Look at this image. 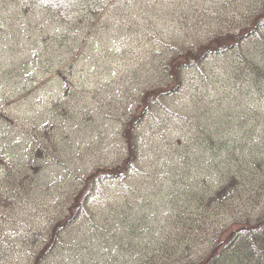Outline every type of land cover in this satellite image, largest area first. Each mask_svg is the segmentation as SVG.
Returning <instances> with one entry per match:
<instances>
[{"label":"rangeland","instance_id":"obj_1","mask_svg":"<svg viewBox=\"0 0 264 264\" xmlns=\"http://www.w3.org/2000/svg\"><path fill=\"white\" fill-rule=\"evenodd\" d=\"M262 1L0 0V264H151L154 250L188 244L201 257L234 214L194 199L215 192L224 176L212 169L228 155L262 153L259 178L248 179L254 220L264 208V87L245 78L241 99H229L224 78L246 69L232 54L188 68L181 90L169 64L208 41L218 13L245 24ZM168 85L170 95L144 101ZM128 127L135 163L109 177L127 160ZM218 129L221 161L203 142L202 130ZM94 175L85 216L49 233Z\"/></svg>","mask_w":264,"mask_h":264},{"label":"trees","instance_id":"obj_2","mask_svg":"<svg viewBox=\"0 0 264 264\" xmlns=\"http://www.w3.org/2000/svg\"><path fill=\"white\" fill-rule=\"evenodd\" d=\"M249 10L253 14L247 23L241 25H235V21L231 20L227 13H218L219 15H216V17L221 19V24L214 26L213 29L208 31V41L203 43L198 42L194 45L191 44L192 46L184 54L172 58L169 64V66L173 65L171 76L174 78V71L178 69L175 81L178 83L177 87L180 88L179 90L182 89L183 82H185L186 78H184V74L188 68L194 65H201L209 58L221 54H223V57H226L227 54H232L236 59L235 62L242 61V66L246 68L239 69L240 72H236L230 82L224 78L225 83L229 87L232 85V82L236 86V90L233 92H230L231 90L228 86L226 87L231 101L241 99L243 95L241 93L245 92V90L240 89L237 85L243 83L245 78L250 77L252 84L258 83L260 88L264 87V34H262L264 33V0ZM247 14L250 15L249 12ZM259 51H263V53L258 56L260 54ZM249 55L250 58H248ZM244 58L246 59L244 60ZM253 60L258 62H254ZM180 70L183 72V77ZM168 86L147 92L145 94L147 97L144 96V101L146 103L151 101L157 102L159 98L170 95L172 90L169 89L172 85ZM146 113L144 112L143 114L146 115ZM132 128H135L134 123ZM132 128L128 127L125 131L128 157L124 163L123 170L116 172L111 170V173L108 174L109 177L116 179L123 178L126 176L124 173L131 170L135 163L137 145L134 144L133 138L131 139L129 136ZM202 131L204 132L203 142L211 143L212 153L217 154L221 161V153L227 149V137L223 135V132H219V129L210 132ZM260 154L262 155L260 152L255 154L249 152V155L245 154L239 157L238 163H235L229 155L226 156L224 162L217 163L218 170L215 167L212 169L215 172L217 171L218 175L223 174L224 176L218 182L215 192L211 193L208 198L202 197L201 199L202 193L195 196L194 200H199L203 209L215 206V210L226 211V214L230 211L234 214L230 220V225L218 227V229L222 230L219 233H215L213 242L204 251L203 255L198 257L194 254L191 244H188L186 249L182 246L174 245L172 249L167 251L154 250L151 264H163L165 259L168 260V264H264V208L255 215L254 220H251L249 216L251 213L248 211H250V208H254L258 195L255 193L256 190L247 189L251 184V181H248L250 177L255 176L259 178L258 173L262 168ZM100 177L101 175L92 176V179L88 181L90 184H86L78 192L67 212L68 214L62 215L57 220L50 221L51 230L49 233L55 234L85 216V206L88 205L91 199L88 189L92 183L96 184L98 180H101ZM205 189L207 190L205 194L208 195L210 187L206 185ZM242 190L252 193L248 195V193ZM236 193L239 200L234 199ZM233 202H235L234 205L236 207H233ZM236 213L237 215H235ZM203 226L205 224H200L198 229H203ZM53 239L54 236H52L49 242H53ZM43 243L46 245V248L41 253V257H45L49 247V243L46 240ZM180 245H183V243ZM158 254L164 255L158 258ZM143 263L147 264L149 261H143Z\"/></svg>","mask_w":264,"mask_h":264}]
</instances>
